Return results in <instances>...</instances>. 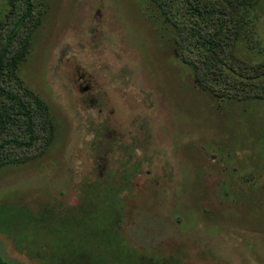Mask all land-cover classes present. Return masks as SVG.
<instances>
[{
	"label": "rangeland",
	"instance_id": "1",
	"mask_svg": "<svg viewBox=\"0 0 264 264\" xmlns=\"http://www.w3.org/2000/svg\"><path fill=\"white\" fill-rule=\"evenodd\" d=\"M184 1L34 0L16 76L53 131L41 153L0 167V206L58 212L93 184L117 200L120 235L138 252L264 264V97L228 90L238 63L264 64V0H188L231 19L215 80L194 73L204 60L173 24L199 22ZM13 2L0 0V28ZM254 82L250 96L263 95ZM21 137L0 123V142ZM15 244L0 232V264H43Z\"/></svg>",
	"mask_w": 264,
	"mask_h": 264
},
{
	"label": "trees",
	"instance_id": "2",
	"mask_svg": "<svg viewBox=\"0 0 264 264\" xmlns=\"http://www.w3.org/2000/svg\"><path fill=\"white\" fill-rule=\"evenodd\" d=\"M14 1L13 7L17 1L16 9L10 11L0 28V95L11 103L10 107L0 109V123L23 138L0 142V167L26 160L33 149L35 154L41 153L50 142L53 131L46 106L23 88L16 76L18 63L27 53L32 29L27 28V24L33 15L34 0ZM184 4L193 20L199 22L191 25L174 20L173 24L186 36L189 46L196 42L194 48L199 54L198 59L204 60L199 68L190 63L194 73L200 71L204 79L215 80L221 74L224 61H228L231 32L227 25H231V19L229 21L220 11L195 10L188 0ZM187 17L183 16L184 19ZM235 75V83L228 89L233 94L229 96L264 97V94L250 96L248 91L257 88L254 81L264 80V64L250 68L238 63ZM223 84L226 85L217 79L216 85ZM96 186L88 185L77 205L65 206L58 212L52 208L33 214L24 208L0 206V232L12 236L15 245L19 250L23 249L28 258L43 264H183L174 255L154 256L130 247L119 232L121 208H117V200L93 192ZM16 220H19L17 224ZM26 225L27 238L23 232ZM15 233H18L17 237ZM27 244H33V248H27Z\"/></svg>",
	"mask_w": 264,
	"mask_h": 264
}]
</instances>
